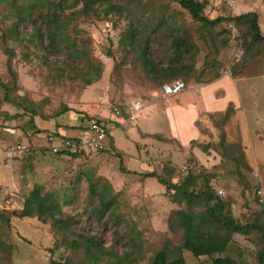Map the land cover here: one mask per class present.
<instances>
[{"label": "rangeland", "instance_id": "rangeland-1", "mask_svg": "<svg viewBox=\"0 0 264 264\" xmlns=\"http://www.w3.org/2000/svg\"><path fill=\"white\" fill-rule=\"evenodd\" d=\"M204 1V14L210 19L259 10L264 34V0H233L235 7H229L227 0ZM7 12L1 5L0 13L6 16ZM163 19H167L168 25H163L162 32H145V22ZM137 22L141 23L137 26L143 36H139L136 48L129 50L131 47H125L120 38L129 24ZM75 25L85 32L80 33V43L91 50L97 65L96 71L93 68V83L88 86V77L72 79L75 71L69 70L65 76L59 74L57 67L66 65L65 54H49L46 64L41 59L45 53L42 48L30 46V54L25 55L27 51L19 42L7 43L0 37V81L11 85L6 91L0 84V264H50L52 259L79 257L60 246L50 219L19 216L35 184L41 186L43 194L56 198L63 218L75 222L73 226L79 232L95 236L102 244L106 252L89 264H152L162 249H167L171 258L179 256L180 237L168 228L170 213L177 208L170 200L172 191L158 177H147L148 172L156 171L172 183L181 182L189 172L210 173L215 177L212 186L224 191L222 197L230 200L234 215L242 223L250 220L254 211H263L264 218V76L252 83L261 91L259 95L256 91L254 98L248 96L252 91L249 87L241 86V90L247 91L242 107L230 103L225 109L198 112L202 98L197 97V101L194 91L198 84L215 82L217 72L221 77L231 75L229 69L240 49L245 52L239 68L241 75L251 65L253 73H247L248 76L264 68V45L252 47L248 53L245 50L248 26L238 24L230 30L223 22L216 28L206 27L179 0H106L90 19ZM174 38L188 43V50L173 70L194 66L193 72L199 73L197 79L201 82L181 77L186 83L185 91L167 97L162 89L176 79L163 81L156 75L150 78L138 50L150 47L152 56L166 65L173 55L170 45ZM8 46L14 53L8 51ZM158 70L162 72L160 66ZM236 81L245 83L248 78L239 77ZM226 91L219 87L211 95L220 97L219 103L225 105ZM137 100L144 107L136 114V121L128 116L118 117L129 120L132 134L126 137L122 128L114 129L118 146L126 152L115 148L113 141L109 151L90 156L59 155L49 149L51 137L56 142L70 137L57 132L59 124L69 131L79 123L90 126L101 108L112 114L109 109L127 107ZM66 106L71 110L66 111ZM229 106L231 116L224 124L222 117ZM193 112L197 115L193 116ZM61 116L66 119L54 123ZM51 121L58 127H51ZM223 131L226 145L221 143ZM142 132L156 134L145 137ZM41 133H53L51 137L48 134L45 146L32 139ZM16 145H25L26 149L13 150ZM239 150L252 163L251 170L232 158L239 155ZM172 171L175 174L171 175ZM90 175L93 183H89ZM199 182L203 183L202 179ZM91 184L95 185V193L90 192ZM102 193L116 197L117 201L111 211L98 219L93 206ZM75 236L71 234L72 238ZM56 243L58 250L54 249ZM258 249L253 240L235 233L222 253L197 259L189 251H182L188 264H211L218 257H232L239 264H259Z\"/></svg>", "mask_w": 264, "mask_h": 264}, {"label": "trees", "instance_id": "trees-1", "mask_svg": "<svg viewBox=\"0 0 264 264\" xmlns=\"http://www.w3.org/2000/svg\"><path fill=\"white\" fill-rule=\"evenodd\" d=\"M103 1L106 0H0V6L3 5L4 9L9 11V14L7 12L6 16L4 13H0V30L2 31L0 37L7 40V43L10 40L19 42L27 51L25 55L30 54V46L37 49L42 48L45 53L41 56V59L46 64H49V54L56 56L65 54L66 59L64 62L66 65L64 67H57L59 74L65 76L70 73L69 70L75 71V74L71 76L73 80H80L83 77L86 79L88 77L85 85H91L95 74L93 73V68L95 67L96 71L97 65L94 63L91 50L85 48L80 43V33L85 32L79 29L75 23L80 20L90 19L95 13L97 6ZM179 3L195 20L209 28H216L223 22H226V27L228 26L230 30L238 24L247 25L249 28V33L245 37L247 45L245 50L247 53L251 52L249 49L251 48L252 50V47L254 49L257 45L262 44V48L264 45V34L259 23L260 14L257 11L210 19L204 14L206 7L204 0H179ZM163 20H157V22L148 20L144 23L146 24L145 32L150 35L158 31L162 32L163 25H168L167 19ZM137 24L141 23L129 24L120 38L121 43L123 42L122 44L125 47H131L129 50L136 48L138 41L143 36ZM171 41L170 46H173V55L168 59V64L166 65L160 63V61L152 56L150 47H142L138 50L139 58L144 64L148 73L147 75L150 78L156 75L163 81L190 77L194 78L197 82H201V80L197 79L199 78V73L193 72L194 66H182L173 70L181 62L183 53L188 50V43H184L180 38ZM8 48V51L12 52V48L10 46ZM109 53L113 54L111 51ZM244 56L245 52L243 50L241 59L231 66V75L233 77L241 75L239 68ZM121 65L122 62L117 69L121 70ZM158 66H160L162 72H159ZM9 68L14 76L15 72L12 66ZM184 68L186 72L183 71ZM169 71L170 74L168 75ZM220 78L221 73L217 72L213 81H217ZM0 84L6 91L11 89V85L8 83L0 81ZM230 107H228L225 115L222 117L224 124L229 121L231 116ZM121 108L124 110L123 106ZM65 110L70 111L71 109L66 106ZM125 116L127 115L123 112L122 117ZM96 119L100 121L99 118L96 117ZM220 127H223V125ZM107 133L110 135L109 127L107 128ZM221 134V143L226 145L225 132L223 131ZM49 136H53V133L49 134ZM109 144V147H106L104 150H110L109 148L112 146V143L109 142ZM84 155V153L71 154L72 157ZM227 157L229 158L230 156L227 155ZM232 158L237 164H241L249 170L252 169L245 159L244 151L239 150V155ZM238 168L240 169L241 166H238ZM175 172L172 171L170 173L173 175ZM145 174H147V177H158L159 181L166 185L169 191H172L170 193V200L177 205V208L170 213L168 228L171 233L180 237L177 243V250L180 252L179 256L171 258L167 249H162L157 252L152 260V264H188L182 250L189 251L197 259L203 256H213L216 253H222L227 249L235 233L242 234L257 244L259 248L258 263L264 264L263 211H254L253 217L246 223H242L234 215L230 200L224 199L218 193V190L212 186V180L215 178L214 175L202 170L198 174L189 172L179 183H172L171 180L159 177L156 171ZM88 177H90L88 179L89 183H93V177L91 175ZM200 179H202L203 183L199 182ZM90 192L95 193L94 184H91ZM56 201V198L52 194H43L41 186L35 184L34 189L26 197L24 207L19 215L21 217L38 216L44 221L50 219L52 229L57 235L60 246H64L73 255L79 256L77 260L72 256H68L63 260L52 259L50 264H89L101 259V254L106 251L99 240L95 236L84 235L85 233L79 232L78 228L73 226L75 222L63 218L61 215L62 207ZM116 201L117 198L114 196L109 197L108 194H100L99 202L93 206L94 215L98 219H102L115 207ZM0 216H2L1 212ZM71 234H76L77 237L72 238ZM60 246L56 243L54 249L58 250ZM198 264H204V262ZM211 264L239 263L232 257H218Z\"/></svg>", "mask_w": 264, "mask_h": 264}, {"label": "crops", "instance_id": "crops-1", "mask_svg": "<svg viewBox=\"0 0 264 264\" xmlns=\"http://www.w3.org/2000/svg\"><path fill=\"white\" fill-rule=\"evenodd\" d=\"M257 12H259V10ZM244 13H246V12H244ZM235 14H237V13H235ZM239 14H242V13H239ZM259 14H260L259 23H260V26L262 28V22H261V20H262V14L260 12H259ZM226 50L230 54V49L227 48ZM233 54H235V52L231 53L230 56L231 57L234 56ZM251 66H253V65H251ZM251 66H250V68L247 69V71L243 75H239L237 77H233L230 74H224L219 80H217V81H215L213 83H210V84H207V85H199V84L196 85L194 87L195 94L197 93L196 100L199 101L198 98H202V100L199 101L201 103V105L198 108V112H200L202 110L203 111H207V112H211V111L219 110L220 108H223V107L225 109V107H227L230 103H234L237 106L238 105H241V107H242L244 105L243 99H244V96H246V94H247L246 92L247 91L245 89L244 90H241L242 89L241 86L242 87H244V86L249 87V91L252 90L249 93V95H248L249 97L251 96L252 98H254L256 91H257L256 94L259 95V93L261 91H259L258 89L256 90L255 89L256 86H254L252 83H254V81L257 78H259V76H264V68L263 69L261 68L260 69V72H258V74H249L250 76H248L247 73H249V72L250 73H253V71L251 70ZM244 76H246L248 78V81H245V83H241V82L236 81L237 78L244 77ZM219 87H223V88H225L227 90L226 93L223 95L224 97H226V100H227V103H225V105H222V104L219 103L220 102L219 101L220 97L217 98V97L214 96V94L211 95V93H213L215 91V89H218ZM263 87H264V83H263ZM183 91H185V89ZM231 91H234V93L231 92ZM170 96H172V95H170ZM170 96H167V97H170ZM99 97H101V96H99ZM143 107H144V104H143ZM142 108H141V110H142ZM101 109H102V111L100 113H96L94 116H96L97 118H99V120H102L103 122H107L108 127L110 128V133H109L110 135L109 136H111V137L108 136L107 140L110 141L111 143L113 141V145L115 146V148H119L120 150H124L123 148H120L118 146L116 137L114 135L115 134L114 133L115 132L114 129L115 128L116 129L122 128V130L124 131L126 137H129V134H132V133H129L130 132V128H131V126H128V123H129L128 121L129 120H126L124 118H123V120H121L120 118H122V117L118 118L114 114H110L108 112V110H106L104 108H101ZM140 111H138L137 116H138V114H139ZM196 115H197V112H193V116H196ZM65 119L66 118H64V116H61L59 118L57 117V119H55L56 121H54V123L55 122L58 123L59 120H65ZM192 119H193V121L195 120V118H192ZM132 122H134V121H132ZM49 123H51V125H52V126L50 125L51 127L57 128L59 126V129H61V130L57 129V132H60L62 134H66L67 136H70V137L81 136L82 133H87V130L89 129L88 126L87 125H83V123H79V125H74L77 128H73L70 131L64 129L63 126H62V124L60 125L58 123L59 125L57 126L56 124L52 123V121L49 122ZM126 124H127V126H126ZM54 131H56V130H54ZM71 131H76V133H71ZM18 134L19 135H23V133H18ZM41 134H42L41 136H39L40 134H38L37 136H39V137H37V138H33L34 137L33 136L32 139L33 140H38L39 142H41L45 146L47 144V136H48L49 133H47V134L46 133H41ZM142 134H143V136L145 135V137H149V135H153V134H156V133L142 132ZM242 137H243L244 143L246 144V142H245V135L244 136L242 135ZM250 164L252 165L251 162H250Z\"/></svg>", "mask_w": 264, "mask_h": 264}, {"label": "built area", "instance_id": "built-area-1", "mask_svg": "<svg viewBox=\"0 0 264 264\" xmlns=\"http://www.w3.org/2000/svg\"><path fill=\"white\" fill-rule=\"evenodd\" d=\"M227 4L229 7L234 6L233 0H227ZM232 26V25H230ZM234 58V61L232 62L231 66L238 62L241 57L243 56V49H240ZM229 72L231 73V67L229 69ZM186 88V84L181 79H176L174 81H171L164 85L162 89V94L164 96H170L181 93ZM143 107V103L140 100L134 101L133 103H130V105H127V107L124 108V110L120 107H113L110 110L112 114H114L117 117H122L123 112L128 116V119L131 121L136 120V114L138 111L141 110ZM87 133H82L81 136L77 137H64L60 138L58 142L55 141V137H51L49 149L55 154L59 155H71V154H79L84 153L85 155H90L94 153H99L103 151L106 148V142L107 140V124L103 122L102 120L98 121L97 119L92 121L90 126H88ZM13 150L21 149L25 150L26 146L23 145H16L12 148ZM187 169L186 166H184V171ZM223 190H218V193L221 195L223 194Z\"/></svg>", "mask_w": 264, "mask_h": 264}]
</instances>
